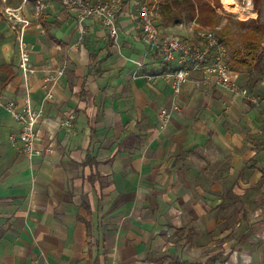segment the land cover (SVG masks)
<instances>
[{
    "label": "crops",
    "instance_id": "1",
    "mask_svg": "<svg viewBox=\"0 0 264 264\" xmlns=\"http://www.w3.org/2000/svg\"><path fill=\"white\" fill-rule=\"evenodd\" d=\"M36 1L0 0V264H264V109L200 69L176 94L180 62L149 51L136 0L117 41L97 18L82 28L61 1ZM7 8L31 21L29 93L44 104L33 159L9 139L21 123L4 105L21 110L28 91ZM195 22L161 29L192 39Z\"/></svg>",
    "mask_w": 264,
    "mask_h": 264
},
{
    "label": "built area",
    "instance_id": "2",
    "mask_svg": "<svg viewBox=\"0 0 264 264\" xmlns=\"http://www.w3.org/2000/svg\"><path fill=\"white\" fill-rule=\"evenodd\" d=\"M45 1H36L38 10L44 8ZM61 3L65 8L76 13L82 28L86 19L97 18L108 28L110 36L117 41L119 37L117 18L122 0H62ZM14 11L11 8L6 9V13L9 15L8 19L12 21L13 28L17 32L18 53L21 58V68L27 82L28 93L21 110L18 109L15 101H7L4 106L21 123L20 131L10 134V141L13 144L21 143L23 153L29 159H33L44 152V149L39 145L38 129L39 120L44 113V104L35 109L29 93V79L34 70L31 65L30 46L25 39V30L31 21L26 17L18 16ZM138 18L141 24V36L149 51L157 54L164 63H171L174 60L180 62V67L167 74L173 80L172 87L176 94L181 92L185 84L192 78L193 70L200 69L203 72L200 79L201 83H211L229 92L233 97H243L254 102L258 107H262L259 99L247 87L238 82V75L228 64V48L220 43L215 30L199 27L195 31L196 40H186L177 34H164L157 22V0L139 2ZM82 32L84 33V30ZM137 64L142 66L141 62H137ZM62 74L63 70H59L44 77L45 96L43 103L54 96V91ZM262 108L264 109V106ZM161 114L162 126L165 128L170 119L171 111L162 109ZM64 125L70 126L71 119L64 120Z\"/></svg>",
    "mask_w": 264,
    "mask_h": 264
},
{
    "label": "trees",
    "instance_id": "3",
    "mask_svg": "<svg viewBox=\"0 0 264 264\" xmlns=\"http://www.w3.org/2000/svg\"><path fill=\"white\" fill-rule=\"evenodd\" d=\"M136 1L139 3L146 0ZM212 1L157 0V11L160 15L157 20L158 25L161 28L163 24L168 25L171 22L195 19L204 25L219 26L221 21L218 19L216 6L213 5ZM214 1L218 2L219 0ZM259 1L255 0L256 4H259ZM130 2L131 0H122L119 12ZM229 23L217 29V36L220 43L228 48L229 66L234 71H239L241 80L250 90L254 91L257 84L264 81V20H261L260 17L253 19L250 25H247L246 22H240L241 27L238 31L241 37L240 42L234 38L237 32L233 30L232 20Z\"/></svg>",
    "mask_w": 264,
    "mask_h": 264
},
{
    "label": "rangeland",
    "instance_id": "4",
    "mask_svg": "<svg viewBox=\"0 0 264 264\" xmlns=\"http://www.w3.org/2000/svg\"><path fill=\"white\" fill-rule=\"evenodd\" d=\"M212 2H213V5L216 6V11L218 13V19L221 21V24L219 26H210V25L201 24L200 22L196 20L194 24L196 30L199 27H207V28L217 31V29H219L221 26L230 24L229 22L232 20V23L234 24L233 30L237 32L234 38H236V40L240 42L241 37H240V34L238 33L241 27L240 22H246L247 25H250L253 22V19L260 17L261 20H264V0H260L259 4L258 3L256 4L255 0H236V3L239 4L238 8L240 9L238 11H233V10L228 9L225 6L223 0H219L218 2L213 0ZM186 32L187 31H184V33L176 32L172 34H177L186 40H189L191 39L192 36H194V33L193 35H190V34H187L188 32L187 33ZM193 38L194 39H191V40H196L197 39L196 35ZM255 91L259 95L264 94V81L259 82L257 84Z\"/></svg>",
    "mask_w": 264,
    "mask_h": 264
},
{
    "label": "bare ground",
    "instance_id": "5",
    "mask_svg": "<svg viewBox=\"0 0 264 264\" xmlns=\"http://www.w3.org/2000/svg\"><path fill=\"white\" fill-rule=\"evenodd\" d=\"M223 1H224L225 6H226L228 9L233 10V11H238V10H240V9L238 8V5H239V4L236 3V0H223Z\"/></svg>",
    "mask_w": 264,
    "mask_h": 264
}]
</instances>
